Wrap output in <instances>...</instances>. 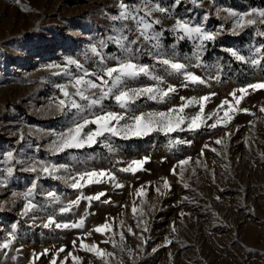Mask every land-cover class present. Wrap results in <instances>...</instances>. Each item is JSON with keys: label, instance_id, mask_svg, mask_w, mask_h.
Masks as SVG:
<instances>
[{"label": "rangeland", "instance_id": "rangeland-1", "mask_svg": "<svg viewBox=\"0 0 264 264\" xmlns=\"http://www.w3.org/2000/svg\"><path fill=\"white\" fill-rule=\"evenodd\" d=\"M124 2L140 3L141 0ZM160 2L168 6L172 0ZM119 3L120 0H19V3L0 0V181H7V187L0 186V243L9 238L10 232L15 234L11 247L0 249V264H30L33 253L40 254L45 249L48 254L39 256L34 264H50L61 247L65 252L56 257L57 264H61L68 252L81 257L82 264H103L91 253L80 250L77 238L105 220L112 224L115 236L93 233L85 242H95L102 249L115 252L114 258H108L109 264H118L121 258L124 264H264V112L260 111L264 106V90H249L240 107L251 114H235L227 128L204 126L197 132H177L168 136L156 132L128 139L109 136L106 142L111 144V152L103 144H97L55 156L49 153L48 145L54 139L49 131L64 130L73 118L72 113L63 115L55 108V98L60 97L56 84L64 83L68 77L52 75L49 65H62L72 57L80 60L89 71H96V58L89 47L115 34L113 30L119 27V22L109 17L118 14ZM223 8L245 12L264 8V0H203L201 7L183 0L171 14L189 19L193 24L202 23L206 30L220 32L215 42H208L200 51L199 61V41H178L168 30L174 20L154 13L162 20L157 30L164 29L159 47L141 41L132 46L135 59L149 65L153 74L163 78L162 87L171 84L177 91L163 102L142 98L129 108V114L167 111L180 105L182 96L199 98L215 92L217 95L206 105L207 116L216 110L221 100L231 99L228 94L234 89L264 81V60L258 65L250 63L252 58L264 57V53H255V48L264 44V37L257 34L258 30L264 31V25L247 27L237 35L232 31L233 19L224 11L217 14V9ZM205 15L207 20L203 19ZM129 25L135 28L131 22ZM129 35L135 39V32ZM137 48L140 50L136 51ZM229 48L244 55L247 61L235 60L226 51ZM103 51L109 57L123 55L114 44ZM156 53L185 63L188 71L205 78L208 84L182 87L183 77L157 63ZM154 83L141 76L129 81L128 86ZM104 104L110 110L122 111L114 101L106 100ZM198 111V106H191L185 109L184 115L191 116ZM219 115H223V110ZM225 132H230L231 136L225 138L224 145H216L214 141L224 137ZM177 138L191 143H169ZM206 144L208 149H204ZM211 148H216L220 155ZM8 151H13L18 160L35 156L67 164L70 173L91 169L114 171L117 181L124 187L115 188L107 182L89 185L81 190L84 196L100 191L107 195L90 205L87 200H81L71 212L60 214L59 209L76 200L80 193L63 180L42 179L34 200L37 210L28 217L21 216L23 201L13 197L12 192L20 193L30 187L34 174L20 170L26 165L6 163ZM144 157H150L144 171L136 174L118 171L130 161ZM187 157L192 161L186 166L181 181L177 163ZM197 160L201 163L197 164ZM8 166L14 168L11 177L6 175ZM174 167L176 175L170 171ZM162 177L169 180L170 191L163 189ZM184 183L189 187L185 188ZM141 185L147 189L146 197L135 196ZM158 186L165 195L155 191ZM41 189L43 192L56 191L59 201L46 198L40 194ZM105 199L111 202L103 203ZM142 200L145 203L141 204ZM133 201L138 208L135 216L131 211ZM49 215L63 222H75L86 216L85 229L44 228L42 225ZM138 220L147 221L146 245H141L139 239L144 225L141 223L138 228ZM128 227L133 229L135 236L127 232ZM121 231L125 235V249L136 251L134 259L128 258L127 251L122 253L114 249L111 243H101L115 239L119 244ZM74 240L77 241L75 248ZM169 240L171 244H167ZM65 264H73L71 257Z\"/></svg>", "mask_w": 264, "mask_h": 264}, {"label": "snow or ice", "instance_id": "snow-or-ice-1", "mask_svg": "<svg viewBox=\"0 0 264 264\" xmlns=\"http://www.w3.org/2000/svg\"><path fill=\"white\" fill-rule=\"evenodd\" d=\"M189 3L197 7H201L203 0H188ZM19 3V0H17ZM183 0H172V3L168 6H164L160 0H141L140 3H125L124 0H120L118 4V14L110 15V20L113 22H119V27L114 28V35L108 36L106 39H100L98 44H91L89 51L96 58L97 70L89 71L84 64L75 58L69 57L65 60L64 64H52L49 65L50 69H53L52 75L54 76H66L68 79L64 83L56 84L59 89L60 97L55 98V108L63 115L72 113L71 123L62 131H49V135L54 139L48 145V151L51 155H59L73 150H82L84 148H92L97 144H103L108 151H113L110 143H107V137H121L128 139L131 137H144L152 133H163L168 136L177 132H197L202 127L206 126L209 129H216L217 127L227 126L232 122L235 114L243 112L249 113L246 108H241L240 105L249 94V90L255 92L258 90H264V81L255 83H249L245 86L234 89L228 95L231 97L224 98L217 106L216 110L205 115V108L207 103L217 95L215 92H210L206 95L197 97H180L182 103L180 105H174L167 111H149L140 112L139 114H129L128 110L132 105L140 99H146L150 101L163 102L171 94L176 93L177 88L174 85H167L162 87L164 80L162 77L153 74L149 65L141 64L135 59V53L133 51V45H139L141 41L152 45L153 47H159V40L163 36L164 29L157 30L156 26L161 25V17L171 18L174 20L170 30L178 41L185 39L198 40L197 44V60H200V51L205 49L208 42H215L220 32L206 30L202 23L193 24L191 20L172 16L173 10L180 6ZM26 11L29 9H25ZM220 11H224L228 14V18L233 19L232 31L235 34H239L240 31L250 26H256L258 24L264 25V8H252L245 12H237L230 8L217 9V14ZM154 13L161 14V17L154 16ZM207 20V15L203 17ZM129 22L135 25V28L130 27ZM223 26H221V30ZM135 32V39L130 38V33ZM257 34L264 37V31H257ZM109 44L116 45L122 50L123 55L109 57L104 53V49ZM140 49L137 48L136 51ZM231 56L240 62H246L247 58L241 55L237 50L226 49ZM255 53H264V44L255 48ZM112 60L114 63L109 64L108 61ZM157 63L164 66L166 69H170L172 72L183 77L184 83L182 87H188L189 85H207L208 80L196 75L193 72L187 70L188 65L182 63L174 58L168 56H161L156 53ZM264 57L261 59L252 58L250 63L258 65L262 63ZM200 66L199 63L196 65ZM141 76H145L148 79L154 81V84H146L139 87H129L128 82L136 80ZM219 79V77H216ZM106 100L114 101L115 104L122 111H113L108 109L104 102ZM191 106H198L199 111L194 115H184L185 109ZM223 110V115L220 116V111ZM261 112H264V106L260 108ZM216 117V119L208 124L207 121ZM93 126V127H90ZM230 132H225L224 137L217 138L214 143L216 145H224L225 138L230 137ZM23 140V136L20 137ZM170 144H185L191 143L183 139L170 140ZM209 145H204V149H208ZM212 152L217 153L216 148L210 149ZM203 155V150L201 151ZM150 160V157H144L142 159H134L130 161L127 166L120 168L118 171L123 173L136 174L139 171H144V165ZM192 161L191 157L181 159L177 163V167L180 169L179 176L181 181L184 178V172L187 170L186 166ZM5 162L11 165L13 162L26 165L22 167L21 171H26L34 174L30 187L25 191L17 193L12 192L13 197H19L23 201L21 209V216L28 217L31 213L35 212L38 208V204L34 202L35 196L38 194L37 189L40 188L39 182L42 179L63 180L68 186L78 191L80 194L76 200L70 201L66 206L59 209L60 214L69 213L73 208L78 207L81 200H87L89 205L92 201H100L102 197L107 195L106 192L100 191L92 196H84L81 191L83 188L92 184L110 183L115 188H123L124 185L117 181V177L114 171L107 169H91L84 170L75 173L69 172V166L64 163H56L50 160L38 159L35 156L27 160H18L13 151H8L5 156ZM197 164L201 162L196 161ZM207 168V165L204 166ZM14 168L8 166L6 168L7 177L13 175ZM66 173L61 175V172ZM172 175L177 174V168L174 167L171 170ZM214 179V173H213ZM162 187L165 190H171V184L166 177H162ZM0 186L7 187V181H0ZM150 186V185H149ZM185 188L189 185L184 183ZM155 191L159 195H165V192L161 191V187H156ZM46 198L53 202L59 201L60 197L54 190H49L41 193ZM136 197H146L147 189L141 185L135 192ZM187 199V198H185ZM103 203H110L111 201L105 199ZM145 203L144 200L141 204ZM123 207H127L124 205ZM154 207V206H152ZM131 211L135 216L138 208L133 201ZM141 215H144L143 211ZM183 215V214H182ZM34 219V217H30ZM85 217H81L75 222H63L59 221L56 216L49 215L46 222L43 223L44 228H50L54 226L56 229H85ZM141 228L140 241L141 245L147 244V239L144 233L149 231L147 221H137V227ZM13 230L16 228L14 224ZM121 228H123V221H121ZM173 231L175 228L173 227ZM127 232L133 236L136 233L131 227L127 228ZM93 233L100 235H106L113 232L112 224L105 220L104 223L94 226L91 230H85L83 236L78 237L80 250L91 253L97 259L103 262V264H109L108 258H114L115 252L102 249L97 243H86L87 237ZM120 243L118 244L115 239L103 240L101 243H111L114 249H118L120 252L127 251L129 259H134L136 251L133 249H125L124 241L125 235L121 231L119 233ZM15 240L14 231L9 233V238L0 243V249H9ZM77 241H73V247H76ZM167 244H171V240L167 241ZM143 250L142 248L140 249ZM19 251V250H17ZM156 251V249H153ZM65 252V248H59L50 264H57L56 257L60 253ZM48 249H45L43 253H33V261L30 264H34L35 259H38L41 255H47ZM71 257L73 264H82V259L79 256L68 252L61 264H65V261ZM118 264H124L123 258L118 261Z\"/></svg>", "mask_w": 264, "mask_h": 264}]
</instances>
